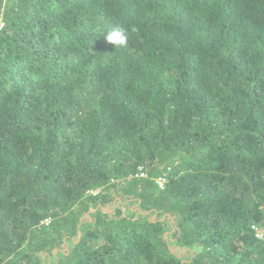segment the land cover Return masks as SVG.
I'll return each mask as SVG.
<instances>
[{
    "label": "trees",
    "instance_id": "16d2710c",
    "mask_svg": "<svg viewBox=\"0 0 264 264\" xmlns=\"http://www.w3.org/2000/svg\"><path fill=\"white\" fill-rule=\"evenodd\" d=\"M0 17V264H264V0Z\"/></svg>",
    "mask_w": 264,
    "mask_h": 264
},
{
    "label": "clouds",
    "instance_id": "9594fccd",
    "mask_svg": "<svg viewBox=\"0 0 264 264\" xmlns=\"http://www.w3.org/2000/svg\"><path fill=\"white\" fill-rule=\"evenodd\" d=\"M104 37L105 40L109 44L114 45L116 49H124L128 46L129 30L122 26H116L104 33Z\"/></svg>",
    "mask_w": 264,
    "mask_h": 264
},
{
    "label": "built area",
    "instance_id": "2783aa9c",
    "mask_svg": "<svg viewBox=\"0 0 264 264\" xmlns=\"http://www.w3.org/2000/svg\"><path fill=\"white\" fill-rule=\"evenodd\" d=\"M4 28V22H3V20H2V18L0 17V31L2 30ZM140 176H144L143 174H141ZM165 176H161V177H159L155 182H156V184H157V186L159 187V188H162L163 187V185H164V183H165ZM255 231H256V235H257V237H259V238H261L262 236H263V233H261V232H258L257 231V229H255Z\"/></svg>",
    "mask_w": 264,
    "mask_h": 264
},
{
    "label": "rangeland",
    "instance_id": "374dc122",
    "mask_svg": "<svg viewBox=\"0 0 264 264\" xmlns=\"http://www.w3.org/2000/svg\"><path fill=\"white\" fill-rule=\"evenodd\" d=\"M52 262V261H51Z\"/></svg>",
    "mask_w": 264,
    "mask_h": 264
}]
</instances>
